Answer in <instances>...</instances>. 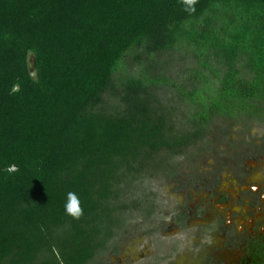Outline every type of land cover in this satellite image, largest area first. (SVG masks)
<instances>
[{
	"label": "trees",
	"instance_id": "obj_1",
	"mask_svg": "<svg viewBox=\"0 0 264 264\" xmlns=\"http://www.w3.org/2000/svg\"><path fill=\"white\" fill-rule=\"evenodd\" d=\"M192 7L0 0V264H97L132 186L264 127V0Z\"/></svg>",
	"mask_w": 264,
	"mask_h": 264
},
{
	"label": "flooded vegetation",
	"instance_id": "obj_2",
	"mask_svg": "<svg viewBox=\"0 0 264 264\" xmlns=\"http://www.w3.org/2000/svg\"><path fill=\"white\" fill-rule=\"evenodd\" d=\"M251 129L243 138L240 137L243 133L236 134L240 136L234 141L232 136L228 137L222 145L226 148L222 155L214 157L216 163L212 164L214 169L210 171L209 179L201 181L204 196H200L201 201L193 208L195 215L200 214L197 218L200 224L195 228L198 242L192 249L194 254L183 255L189 263L264 264V235L259 227V217L264 216V168L263 177L256 178V169L247 164L264 162V136L253 141L249 137ZM225 173L228 177L222 178ZM182 180L175 182L182 186ZM188 211L189 207L184 205V209H179L173 217L178 232L186 228L183 224ZM129 234L127 230L120 233L115 255L122 256L124 248L119 241L128 239ZM154 234L146 231L142 235L150 237ZM173 252L167 258L156 259L155 264H176V259L183 256L182 252L175 255Z\"/></svg>",
	"mask_w": 264,
	"mask_h": 264
},
{
	"label": "rangeland",
	"instance_id": "obj_3",
	"mask_svg": "<svg viewBox=\"0 0 264 264\" xmlns=\"http://www.w3.org/2000/svg\"><path fill=\"white\" fill-rule=\"evenodd\" d=\"M127 59L130 61L129 57ZM129 61H127L128 68L132 66ZM233 129L236 130V127ZM233 129L228 136H232L234 141L240 135L232 134ZM245 135L240 137L243 138ZM262 136H264V127H252L250 139L257 142L256 140ZM210 140L212 139L210 138ZM224 147L217 139L213 145L214 149L210 152H198L196 148H190L185 157L172 159L163 172L145 180L143 186L137 188L132 186L130 192L135 195H132L131 200L136 201L138 208L128 213L126 230L131 234L128 235V239L119 241V245L124 248L123 254L121 256L105 253L98 258L97 264H155L158 262L156 259H162L163 256L167 258L174 250V255L177 252H182V256L194 254V245L198 242L195 228L200 224V221L197 220L200 214L195 215L193 208L201 201L200 196H204L201 181L209 179V173L213 168L212 164L216 163L214 157L221 156L222 150L226 149ZM258 162L251 163L250 161L247 164L256 169L254 172L256 178H262L264 162ZM226 177H228V173L222 175V178ZM178 179H183L182 186H178L179 182H175ZM144 201L146 202L142 204L141 202ZM149 205L153 209H151L150 216L144 221V214H146L145 211ZM184 205L189 207L188 214L184 217L183 226L186 228L178 232L175 229L173 217L179 209H184ZM259 218V227L264 235V216ZM146 231H152L155 234L150 237L142 235ZM143 254L144 256H142ZM176 260H178L176 264H194L189 263L185 256Z\"/></svg>",
	"mask_w": 264,
	"mask_h": 264
},
{
	"label": "clouds",
	"instance_id": "obj_4",
	"mask_svg": "<svg viewBox=\"0 0 264 264\" xmlns=\"http://www.w3.org/2000/svg\"><path fill=\"white\" fill-rule=\"evenodd\" d=\"M195 0H183V5L186 11L192 12ZM80 201L74 192L66 193V203L64 204V212L72 218H78L81 215Z\"/></svg>",
	"mask_w": 264,
	"mask_h": 264
},
{
	"label": "water",
	"instance_id": "obj_5",
	"mask_svg": "<svg viewBox=\"0 0 264 264\" xmlns=\"http://www.w3.org/2000/svg\"><path fill=\"white\" fill-rule=\"evenodd\" d=\"M27 68H28V72H29L30 76L32 77V79L36 80L37 74H36V70L34 68V62H33V56L32 55L28 56Z\"/></svg>",
	"mask_w": 264,
	"mask_h": 264
}]
</instances>
